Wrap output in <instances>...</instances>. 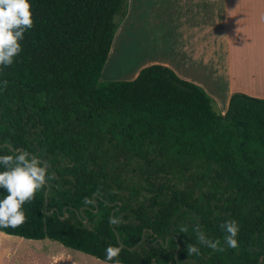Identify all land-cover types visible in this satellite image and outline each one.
Masks as SVG:
<instances>
[{"label":"trees","instance_id":"16d2710c","mask_svg":"<svg viewBox=\"0 0 264 264\" xmlns=\"http://www.w3.org/2000/svg\"><path fill=\"white\" fill-rule=\"evenodd\" d=\"M128 1L30 0L33 27L0 69V152L23 148L49 178L23 206L26 222L0 231L103 261L118 245L120 264H264V98L236 92L223 114L161 64L103 81ZM229 219L236 249L220 227Z\"/></svg>","mask_w":264,"mask_h":264},{"label":"crops","instance_id":"0c3cea01","mask_svg":"<svg viewBox=\"0 0 264 264\" xmlns=\"http://www.w3.org/2000/svg\"><path fill=\"white\" fill-rule=\"evenodd\" d=\"M117 32L123 34L118 44L115 35L106 67L113 47L120 52L134 33L151 51L138 63L127 58L126 71L108 73L107 81L133 80L144 67L161 64L202 87L223 114L236 92L264 98V0H129ZM0 241L10 264H105L50 238L0 231Z\"/></svg>","mask_w":264,"mask_h":264},{"label":"clouds","instance_id":"9594fccd","mask_svg":"<svg viewBox=\"0 0 264 264\" xmlns=\"http://www.w3.org/2000/svg\"><path fill=\"white\" fill-rule=\"evenodd\" d=\"M33 13L30 0H0V69L9 67L22 52L20 41L33 27ZM7 81H0V86ZM48 168L42 161L28 151L17 149L13 154L0 152V229L18 228L26 222L25 203L34 199L48 181ZM109 223L117 225L119 220L113 216ZM225 232L224 243L236 249L240 225L235 219L225 220L221 225ZM185 231V229H181ZM199 244L213 250L219 248L220 241L209 239L203 229H196ZM122 248L109 244L104 249L105 264H120L118 257ZM200 249L194 244L187 245L188 254L198 255Z\"/></svg>","mask_w":264,"mask_h":264},{"label":"rangeland","instance_id":"374dc122","mask_svg":"<svg viewBox=\"0 0 264 264\" xmlns=\"http://www.w3.org/2000/svg\"><path fill=\"white\" fill-rule=\"evenodd\" d=\"M118 19L120 21L121 17H118ZM125 19H126V17L124 19H121L119 26L124 23ZM116 34H117V37H116L117 41L116 42L118 44V40L120 39V35H122L123 33L117 32ZM134 34H132V37L127 39L125 44L122 45L120 52L117 50L118 45H116L115 48L113 47L111 63L108 64L107 67L105 66L106 69L104 71L103 81H107L105 76L108 73L115 72L116 74H121V73L125 72L126 68H125L124 64H125V61L127 58H129V57L134 58L138 63L144 57L143 55L146 51H151L150 46L148 48L149 50H147L146 48L142 49L141 45H139V42L141 39L138 37V35L134 36ZM152 55H153V53H152ZM3 247H4V245L0 241V264H10V261H9V259H7L6 254L4 252L2 253V251L4 249Z\"/></svg>","mask_w":264,"mask_h":264},{"label":"water","instance_id":"95a60500","mask_svg":"<svg viewBox=\"0 0 264 264\" xmlns=\"http://www.w3.org/2000/svg\"><path fill=\"white\" fill-rule=\"evenodd\" d=\"M4 145H6V146H8L11 150H13L14 152L17 150V149H20V150H24L23 148H17V149H14L10 144H8V143H6V144H4ZM47 203H48V199H47V192L45 193V207H47ZM52 211H49V212H47L48 214H50ZM77 212V214H79V211H76ZM66 218V215L63 217V219H65ZM85 222H86V220H85ZM117 238H118V240L120 241V238H119V236H118V234H117ZM143 240V239H142ZM142 240L139 242V243H141L142 242ZM138 243V244H139ZM138 244H136L134 247H132L131 249H134ZM259 264H261V260L259 261Z\"/></svg>","mask_w":264,"mask_h":264},{"label":"flooded vegetation","instance_id":"af4514ba","mask_svg":"<svg viewBox=\"0 0 264 264\" xmlns=\"http://www.w3.org/2000/svg\"><path fill=\"white\" fill-rule=\"evenodd\" d=\"M262 259H263V256H261V258L259 259V261L261 260V264H262Z\"/></svg>","mask_w":264,"mask_h":264}]
</instances>
